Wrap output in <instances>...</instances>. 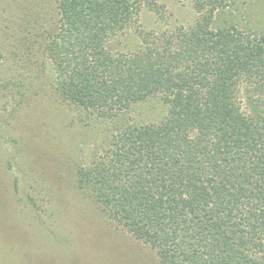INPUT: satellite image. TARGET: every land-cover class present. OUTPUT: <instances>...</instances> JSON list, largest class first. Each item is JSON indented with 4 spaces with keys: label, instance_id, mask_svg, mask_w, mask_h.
<instances>
[{
    "label": "trees",
    "instance_id": "trees-1",
    "mask_svg": "<svg viewBox=\"0 0 264 264\" xmlns=\"http://www.w3.org/2000/svg\"><path fill=\"white\" fill-rule=\"evenodd\" d=\"M140 1L165 19L159 0H64L77 45L65 86L79 113L116 120L147 101L162 111L123 128L124 156L81 168L78 187L160 264H264V19L251 32L228 0H190L193 24L145 33ZM130 28L139 50L108 52Z\"/></svg>",
    "mask_w": 264,
    "mask_h": 264
},
{
    "label": "rangeland",
    "instance_id": "rangeland-1",
    "mask_svg": "<svg viewBox=\"0 0 264 264\" xmlns=\"http://www.w3.org/2000/svg\"><path fill=\"white\" fill-rule=\"evenodd\" d=\"M183 1L159 0L166 8L163 21L140 1L134 27L156 34L188 27L193 4ZM225 2L243 29L254 32L264 19V0ZM63 5L0 0V264H160L152 250L103 216L91 192L78 187L79 170H103L122 158L120 131L158 122L160 105L147 101L116 120L79 113L65 86L77 45L70 46ZM135 30L111 37L106 50L138 51Z\"/></svg>",
    "mask_w": 264,
    "mask_h": 264
}]
</instances>
